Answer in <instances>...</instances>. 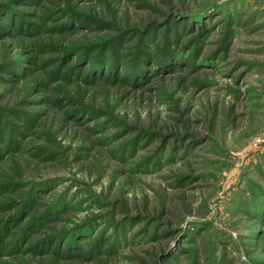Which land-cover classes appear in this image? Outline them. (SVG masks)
I'll use <instances>...</instances> for the list:
<instances>
[{"label":"rangeland","instance_id":"374dc122","mask_svg":"<svg viewBox=\"0 0 264 264\" xmlns=\"http://www.w3.org/2000/svg\"><path fill=\"white\" fill-rule=\"evenodd\" d=\"M0 119V264H264V0H0Z\"/></svg>","mask_w":264,"mask_h":264},{"label":"trees","instance_id":"16d2710c","mask_svg":"<svg viewBox=\"0 0 264 264\" xmlns=\"http://www.w3.org/2000/svg\"><path fill=\"white\" fill-rule=\"evenodd\" d=\"M57 74L59 75V73H58V72H57ZM2 122H3V121H1V119H0V123H1V124H2Z\"/></svg>","mask_w":264,"mask_h":264}]
</instances>
